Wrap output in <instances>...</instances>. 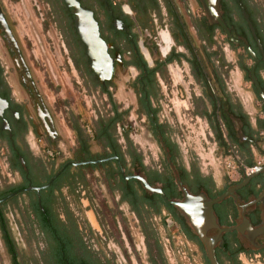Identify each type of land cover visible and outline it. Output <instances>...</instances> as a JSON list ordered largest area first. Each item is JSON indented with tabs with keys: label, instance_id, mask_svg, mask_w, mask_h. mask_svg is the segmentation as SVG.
<instances>
[{
	"label": "flooded vegetation",
	"instance_id": "obj_1",
	"mask_svg": "<svg viewBox=\"0 0 264 264\" xmlns=\"http://www.w3.org/2000/svg\"><path fill=\"white\" fill-rule=\"evenodd\" d=\"M76 1L95 22L100 46L93 56L75 27L72 7H65L63 0H46L47 14L59 34L71 71L85 91L106 103L102 109H95L90 125L70 121L73 156L58 165V151L54 149L58 132L53 116L34 86L0 8L14 43L1 26L0 35L17 67L16 80L25 96L21 100L14 97V82L0 63V99L5 102L0 110V149L14 178L0 184V220L10 245L4 240L1 225L0 235L10 264L22 263L7 227L6 212L17 217L31 244L28 249L33 264H133L128 247L131 220L139 227L147 263L154 264L152 258L157 264H168L165 245L155 227L156 218L165 230L176 226L187 242L201 250V264H205L202 243L200 247L182 229L180 223L190 235L197 236L185 215L131 176L139 175L149 186L160 188L167 199L181 201V186L190 194L203 192L210 198L208 189L212 186L223 193L240 184L255 167H264V160L255 158L256 154L264 158V107L250 75L252 72L264 93V0H215L225 28L208 18L200 0ZM231 68L241 73L257 100L254 117L248 116L239 100L228 92ZM161 93L166 97L183 93L189 96L192 114L204 117L217 145L231 153L236 164L231 169L234 178L218 188L212 174L203 172L193 160L184 159L167 122L158 120ZM127 95L133 96L130 104L126 103ZM138 121L143 122L144 132L150 137L147 142L157 151L142 150L133 142L129 129ZM43 140L51 147L43 150L46 160L33 150ZM92 144L99 150L94 151ZM79 156L87 160L77 161ZM95 172L101 176L93 180L99 184L103 180L116 204L126 207L130 217L107 204L94 207L87 175ZM262 191L264 169L234 189L238 199L227 196L213 206L217 224L222 228L237 225L242 219L241 206ZM85 200L89 203L87 209L83 208ZM88 210L92 214L85 218ZM244 215L252 227L261 225L264 199L248 206ZM86 219L96 224V231ZM216 232L211 230L208 235ZM245 234L235 230L222 233L223 246L217 243L214 247L218 264H244V260L264 264V235L254 237V246ZM165 239L169 242L171 236ZM109 241L114 242L115 249L108 246Z\"/></svg>",
	"mask_w": 264,
	"mask_h": 264
},
{
	"label": "rangeland",
	"instance_id": "obj_2",
	"mask_svg": "<svg viewBox=\"0 0 264 264\" xmlns=\"http://www.w3.org/2000/svg\"><path fill=\"white\" fill-rule=\"evenodd\" d=\"M0 8L18 43L34 86L44 105L53 116L58 132L56 145H54V149L58 151V154L55 155L56 165H58L73 156L72 149L75 147L74 133L70 128V121L76 120L80 124L90 125L95 119V109H102L106 102L100 100L96 94L85 91L80 80L68 66L59 34L47 14L48 5L46 0H0ZM0 63L6 72L5 75L9 80L14 82L12 86L14 97L19 100L25 99L24 90L20 86L18 78L16 80V75L18 74L17 67L12 61L11 54L1 35ZM230 63L233 64L232 61ZM227 89L243 105L248 116L254 117L258 112L257 100L250 91L248 83L243 81L241 73L236 68L230 69L227 79ZM161 94L163 98L158 111V120L167 122L169 133L178 142L184 159L186 161L193 160L196 166L200 167L203 172L212 174L218 188L223 183H227L230 179L234 178L235 175L231 169L236 164L230 155L231 153L217 145L216 139L205 118L199 114L196 116L192 114L189 96L184 93L182 95L169 94L168 97L163 93ZM127 98L126 103L130 104L133 101V96L127 95ZM129 130L131 131L133 142L142 150L157 151L155 146L147 142L150 140V137L148 132H144L143 122L138 121L137 124L134 123ZM29 140L31 143L33 142L32 136H30ZM46 149H51V147L47 141L43 140L33 150L39 157L46 160L43 155V150ZM92 149L94 151L99 150L94 144H92ZM2 152L3 150L0 149V184L3 186L7 182H12L14 178L7 170ZM255 158L257 160H264V158L257 154ZM94 176L98 178L101 175L99 172H95L91 176L90 174L87 175L94 198V207L97 208L101 204L103 206L107 204L109 208H112L116 212H125L130 217V212L126 207L116 204L114 196L106 190L103 180L99 184L93 180ZM83 204V208L87 209L89 207L87 200ZM90 214L92 213L88 210L84 213V217L86 218ZM5 220L9 233L20 253L21 263L33 264V254L28 249L31 244L29 241H26V235L21 231L17 217L12 212H6ZM155 220V227L162 239V243L165 245L163 246L164 255L167 258L168 264H201L203 255L196 245L187 242L177 232L176 226L171 225L170 227H166L165 230L158 221L159 219L156 218ZM88 223L96 231V224L90 221ZM129 225L131 226V228H128L131 241H129L130 245L128 247L131 251L130 255L133 264L140 262L148 264L144 257L142 236L137 222L131 220ZM167 235L171 236V241L169 242L165 239ZM113 244L114 242L112 241L108 242V246L111 249H115V244ZM0 264H10V258L1 235ZM244 264L249 263L244 260Z\"/></svg>",
	"mask_w": 264,
	"mask_h": 264
},
{
	"label": "water",
	"instance_id": "obj_3",
	"mask_svg": "<svg viewBox=\"0 0 264 264\" xmlns=\"http://www.w3.org/2000/svg\"><path fill=\"white\" fill-rule=\"evenodd\" d=\"M200 1L205 9V12L208 18H210L215 23L221 24L225 28V25L218 14L215 0H200ZM63 2H64L65 7L67 8L72 7L74 9L75 27L77 28V31L80 33L82 39L85 41L87 48L90 50L91 56H93L94 55L93 52L99 49L100 41L96 33L95 22L92 19L91 13L83 10L79 6L76 0H63ZM0 26L2 30L4 31V33L6 34V36L11 41H13L11 32L8 29L7 23L5 22V19L2 17L1 12H0ZM101 54H102L101 57L104 61L105 58H104L103 52H101ZM98 56H99V53L96 54V57ZM105 62H102V63L105 64ZM250 75H251L252 82L255 84V86L257 87L259 91V95L261 97L263 107H264V93L258 87V84L252 72ZM4 106H5L4 100L0 99V110ZM88 162L89 161L77 162V163H72V164L77 165V164H84ZM262 169H264V167L263 168L255 167L254 172L245 176L243 178V181L240 184H238L235 187L228 188L225 192L221 193L220 195L214 198H208L203 192H200L198 194H190L185 190L184 187L181 186L182 192H183V199L181 201L167 199L164 196L160 188L149 186L146 183V181L139 175H132L131 177L137 179L142 184V187L145 190L158 194L164 203L177 207L185 215L194 233L197 235L200 242L202 243L203 248H204V253H205L208 263L218 264L215 258V255H214V247L217 243L220 246H223V239H222L223 232L232 231V230H235L238 233H242V234L246 232L245 234L246 238L254 246H256L255 243H253L254 237L258 235H264V222L257 227H252V225L250 224V222L244 215V211L248 206H251L254 203H257L258 201H263L264 191H262L257 196V198L241 206L242 208L241 218L242 219L237 225H234L231 227H225V228L220 227L217 224L216 217H215L214 210H213V206L223 201L227 196H232L233 198L238 199L239 197L238 195L234 193V189L241 188L242 186H244L253 175H255L258 171ZM120 170H121V174H123L121 167H120ZM178 183L180 184V182ZM211 230H216L217 231L216 234L208 235V232Z\"/></svg>",
	"mask_w": 264,
	"mask_h": 264
},
{
	"label": "trees",
	"instance_id": "obj_4",
	"mask_svg": "<svg viewBox=\"0 0 264 264\" xmlns=\"http://www.w3.org/2000/svg\"><path fill=\"white\" fill-rule=\"evenodd\" d=\"M89 159V158H88ZM76 160L77 161H84V160H87V158H84V157H77L76 158ZM222 192V190H219V189H216L215 187H211V188H209L208 189V195L210 196V198H214V197H216V196H218L220 193ZM164 205V204H163ZM167 208H169V209H171L172 207H170V206H167V205H165ZM158 211H159V209H158ZM181 225H182V229H183V231L185 232V234L187 235V237L190 239V240H192V241H194L195 243H197L198 245H200V247H201V243H200V241H199V239H198V237L197 236H192V235H190L189 233H188V231L186 230V228L183 226V224L182 223H180ZM0 225H1V229H2V232H3V236H4V240L6 241V243H7V245H10L9 244V238L7 237V235H6V232H5V228H4V225H3V222L0 220ZM161 253V252H160ZM152 257V256H151ZM151 262H154V264H157V262L154 260V259H152L151 258ZM204 262H205V264H208V262H207V260H206V258L204 257ZM63 264V263H62ZM164 264H166V262L164 261ZM234 264H239V263H236V261H234Z\"/></svg>",
	"mask_w": 264,
	"mask_h": 264
}]
</instances>
